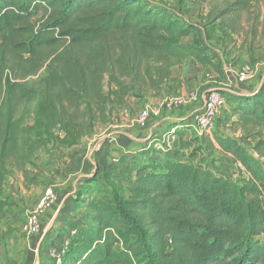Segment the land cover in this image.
<instances>
[{"label": "trees", "instance_id": "1", "mask_svg": "<svg viewBox=\"0 0 264 264\" xmlns=\"http://www.w3.org/2000/svg\"><path fill=\"white\" fill-rule=\"evenodd\" d=\"M263 2L224 0L210 20H219L225 35L236 32L242 15ZM198 33L206 35L197 24H181L164 2L0 0V213L11 166L38 184L36 153L80 144L129 95L161 96L175 67L212 65L205 38L183 43ZM240 90L227 95L242 137L205 133L181 147L205 159L231 155L248 180L157 153L135 166L127 197L81 200L84 212L69 218L75 234L61 261L49 263L264 264V84ZM192 117L170 122L186 129ZM253 134L259 138L252 144Z\"/></svg>", "mask_w": 264, "mask_h": 264}, {"label": "rangeland", "instance_id": "2", "mask_svg": "<svg viewBox=\"0 0 264 264\" xmlns=\"http://www.w3.org/2000/svg\"><path fill=\"white\" fill-rule=\"evenodd\" d=\"M152 1L164 2L175 14H178L181 24L193 23L200 29H205L206 35L198 33L196 37H186L183 43H193L192 38H205L203 44L207 47V54L213 56V64L203 65L197 60H190L182 67H175L171 79L163 87L161 96L140 100L129 95L126 106L120 111H114L109 123L96 125L93 134L85 135L80 144L36 153L33 159L42 172L39 173L41 177L38 184H28L24 180L22 171L11 166L5 189L8 206L3 213H0V264L50 262V251L54 249V244L44 242L47 245L43 250L44 253L39 252L35 257L37 246L39 247L38 240L43 231L29 233L26 230L28 218L46 187L53 186L57 196L68 194V197H72L71 207H75L74 215L82 214L81 200H85L88 194L100 193L110 200L125 196V187L121 186L119 180L121 172L117 173V169H113L116 167L113 165L116 162L112 160L114 148L104 151L102 155L100 153L110 137L120 139L124 133L136 130V120L144 104L165 106L170 99L181 97L185 101L184 105L176 109H163L161 117L167 114L183 115L187 109L193 110L201 106L208 91L218 89L225 95V103L215 118L213 130L208 134L231 135L237 138L245 134L237 121L238 116L230 115V118L229 115L224 116L226 112H231L235 108L228 101L227 93L241 88L247 93L251 88H259L264 84V2L258 9L242 15L236 32L228 31L225 35L220 21L210 20L223 7L224 0ZM209 14L212 16L209 17ZM245 66L250 69L249 79L241 82L239 73ZM151 118V120L160 119ZM262 135L264 136V129ZM258 138L259 136L253 134L250 142L253 144ZM252 144L248 148L252 154L258 156L252 149ZM189 156L196 157L193 159L194 163L210 170H218L238 183L250 178L249 172L241 163L235 162L231 155L223 152H216L206 159L191 153ZM28 168L32 169L31 166ZM35 173L36 170L32 171V174ZM56 226L57 223H50L46 233H58L59 227ZM67 229H73V226ZM61 231L58 236H62ZM38 233L39 237L34 240ZM260 239L264 245V236Z\"/></svg>", "mask_w": 264, "mask_h": 264}, {"label": "crops", "instance_id": "3", "mask_svg": "<svg viewBox=\"0 0 264 264\" xmlns=\"http://www.w3.org/2000/svg\"><path fill=\"white\" fill-rule=\"evenodd\" d=\"M201 106L193 110L187 109L186 113L183 115L177 116L167 114L160 119H153L150 121L148 128L141 129L137 126L135 131L124 133L120 139L113 137L109 138L100 155H102L104 151H110L114 148V151L112 152V160L113 162H116L113 163V165H115L116 167L113 169H117V173L121 172V174H119L121 177L119 180L121 182V186L125 187L124 197L128 196V186L135 182V166L144 162L145 159L153 158L157 153L170 155L181 154L189 160L192 159L191 161L193 162V159L196 157L189 156V154L191 153V148L181 147L183 141L186 142L198 136L196 132L191 128V119L189 120L190 127H187L186 129H180L177 125L172 126L170 121L174 122L181 121L186 118L188 119L193 116V114H195L198 110H200ZM226 115H229L228 118H230L229 112H226L224 114V116ZM156 142L164 143L167 146L166 151L159 152L155 147ZM96 195H99L102 198L106 199V197H104L100 193ZM93 196L94 195L92 194H88L86 199H91ZM72 205V197H68V194L58 196L56 202L41 216V230L39 233H41V231L43 232L40 237L38 233V235L36 234L34 238L35 240L39 237V247L37 246L35 257L38 256L39 252L44 253L43 250L46 249L47 246L44 242H48L51 244L53 243L54 248H56L58 251L66 249V240L68 238H64V236H70V233L72 231V229H69V231H67V228L72 226L75 227L76 225V219H69L71 215L75 213V207H71ZM81 211L83 213L84 208H81ZM52 222L57 223L56 228L59 227L58 233H46L47 227ZM60 231L62 236H58ZM64 231H67V233L64 234ZM53 234L55 236H53ZM52 237L53 239H51ZM28 262L29 260H27V263ZM40 264L45 263L40 262Z\"/></svg>", "mask_w": 264, "mask_h": 264}, {"label": "built area", "instance_id": "4", "mask_svg": "<svg viewBox=\"0 0 264 264\" xmlns=\"http://www.w3.org/2000/svg\"><path fill=\"white\" fill-rule=\"evenodd\" d=\"M249 67L245 66L243 70L239 73V81L244 82L249 79ZM195 98V96H193ZM185 103L183 98H172L170 99L165 106H150L143 105L141 112L139 113L136 124L141 129H146L149 127L151 117L160 118L162 115L163 109H176L183 106ZM225 103V95L221 93L218 89H212L208 91L206 96L203 98L202 106L193 117L191 118V128L196 132L198 136H201L205 133H210L213 130L215 125V118L222 109L223 104ZM155 147L158 151H166L167 146L162 142H156ZM58 199L57 193L53 186H48L45 188L42 196L38 200L33 212L30 214L26 230L29 233H37L41 229L40 219L44 212L49 209ZM71 234H75V231H71ZM69 240H66L68 245ZM66 245V246H67ZM63 251H58L54 248L50 251V256L53 260V263H58L61 261Z\"/></svg>", "mask_w": 264, "mask_h": 264}]
</instances>
